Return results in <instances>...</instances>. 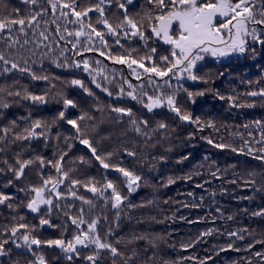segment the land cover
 <instances>
[{
    "label": "trees",
    "instance_id": "trees-1",
    "mask_svg": "<svg viewBox=\"0 0 264 264\" xmlns=\"http://www.w3.org/2000/svg\"><path fill=\"white\" fill-rule=\"evenodd\" d=\"M97 2L77 0V10ZM53 3L58 5L55 12L47 0H37L35 5L25 0H0V19H27L32 11L42 7L47 10L35 24L25 25L26 34L19 32V26L13 29L12 37L20 43L12 48L8 47V32L0 33V52L21 67L31 68L37 76L48 77L33 79L30 73L17 69L4 72L0 62V105H8L0 107V168L4 169L0 172V192L10 197L0 204V242L8 241L7 254L0 256V264H39L41 256L46 264H90L86 259L89 255H96V264H200L202 260L205 264H264V215L255 214L264 213V160L257 158L264 156V97L248 95L264 88V44L249 40V51L230 60L199 61L195 72L202 79L171 80L172 89L178 85L180 88L175 93L176 106L181 113L199 118L197 124L179 119L166 106L149 111L144 106L148 100L143 93L157 94L149 75L137 65L129 68L109 59L130 55L141 60L152 55L153 60L143 61L145 67L152 66L153 61L163 67L159 57L169 55L171 46L155 37L148 27L146 17L159 14L151 0H107L103 5L105 17L115 27L124 19V10L118 4L125 3L127 14L139 23L146 36H151L147 42L131 36L130 28L112 36L102 24H96L100 14L89 13L97 30L104 32L107 45H101L96 37L91 42L80 37L77 44L78 38L65 32L77 28L68 22L75 17L60 15L61 0ZM263 29L264 25H257L262 39ZM123 31H129V36L125 37ZM41 32L47 40L40 36ZM152 48H156L155 54ZM84 60L89 63L88 70L83 67ZM152 79L163 83L159 77ZM73 80L81 81L83 87L72 84ZM183 89L203 95L189 98ZM163 90L171 94L167 88ZM28 93L44 96L45 101L25 99ZM66 99L73 105L65 106ZM116 108L131 109L132 115L117 113ZM69 120L77 121L79 133ZM145 120L147 125L142 123ZM35 121L43 125L35 129L37 135L17 139L26 136L25 130L31 129ZM161 123L167 127L160 128ZM85 138L109 168L105 169L89 147L80 142ZM216 144L229 147L217 148ZM17 159L35 161L20 178L9 168ZM57 161L62 165L61 172L52 167ZM118 168L141 177L134 191H129L127 178ZM63 172L69 176L57 186L62 196L46 191L52 205H41L38 212L28 209V202L35 196L33 189L50 177L61 178ZM71 180L80 183L72 186ZM108 181L124 197L118 207H113L111 189L103 187ZM93 185L104 195L91 192ZM47 187L51 189V185ZM72 191L75 197L70 195ZM79 197L91 200V205ZM72 217L89 223L96 220L101 240L111 243L122 255L114 256L110 250H98L91 244L77 247L76 255L43 243L71 241L81 230L88 231L87 224L73 225ZM42 219L49 223L41 225ZM22 223L28 228L11 236V228ZM25 232L42 243L31 249L25 247ZM229 232L238 235L229 236Z\"/></svg>",
    "mask_w": 264,
    "mask_h": 264
},
{
    "label": "snow or ice",
    "instance_id": "snow-or-ice-1",
    "mask_svg": "<svg viewBox=\"0 0 264 264\" xmlns=\"http://www.w3.org/2000/svg\"><path fill=\"white\" fill-rule=\"evenodd\" d=\"M25 2L35 5L37 0H25ZM47 2L51 5L52 11L55 12L58 7L57 3H53V0H47ZM106 2L107 0H98L97 3L92 4L91 6L80 7V10H77L79 6L77 4V0H71V2H63V0H61V3L59 4L60 15L65 18H68L69 15L75 17L74 20H68V22L77 25V28L74 31L69 32L65 29L67 35L78 38L76 40L77 44L80 43V37H85L88 42H91L93 37H96L99 39L101 45H107V41L104 39V32L97 30L89 16V13L97 12L100 16L97 19L96 24H102L110 35L119 36V30L130 28L131 36H138L145 42H147L148 39H151L150 35L146 36L145 33L141 31L139 23L127 14L125 3L118 4V7L124 10V19L114 27L113 24L105 17V9L103 5H105ZM127 2L131 3V0H127ZM151 2L155 4L156 10L159 14L148 15L146 17L149 21L148 27L151 29V33L154 34L155 37H158L165 44L171 46L169 55L159 57L163 67L155 63V61H153L152 66L145 67L143 61L153 60L152 55L143 57L141 60L133 59L130 55L127 57L109 56V59H115L118 63L127 64L129 68H132L133 65H137L139 68L144 70L145 74L149 75V83L157 90V94L155 96H150L147 92L143 93V96H146L148 100V103L144 106L149 111L166 106L175 112L179 119L199 124V118L193 119L191 114L181 113V109L176 106L175 93L176 91H179L180 88L178 85L176 89H172L171 80L173 78L180 80L184 77L193 81L202 79L196 75L195 70L197 63L204 59V54H209L213 57L227 56L231 53L243 54L249 51L247 39L249 36L253 42L264 44V39H262L261 35L258 34L256 28L252 27L250 29V25H264V0H151ZM64 9H68V11H64ZM45 11L47 10L43 7L39 11H32L29 13L27 19L8 17L0 19V33L6 31L8 32V47L12 48L15 44L20 43L18 39L12 37V31L16 26H19L20 33H25V25L32 26L35 24L37 17L41 16L42 12ZM257 17L260 18L258 19ZM221 18L225 19L222 20ZM173 25H176L177 28L174 29ZM36 27H39V25L36 24ZM56 31H60L59 25H57ZM123 35L128 37L129 31H123ZM225 35L228 37L227 40H225ZM40 36L44 37L45 40L48 39L43 32L40 33ZM61 39H64V36H61ZM24 43L26 44L28 41L25 40ZM69 43H71V41H69ZM116 43H119L118 39ZM75 46L76 45L73 44V47ZM89 50H91V48H85V51ZM251 51L255 52V49L253 48ZM151 53L155 54L156 48H152ZM100 54L105 55L104 52H101ZM61 55H63V52H61ZM0 62H2L5 66L3 68L4 72H10L13 69H17L21 72L30 73L33 79H48L47 76H37L31 68L21 67L15 60L6 58L4 52H0ZM24 63L27 64V60H25ZM75 66L79 67L80 65L77 63ZM83 67L85 70H88L89 63L87 60L83 61ZM153 76L161 78L163 83L154 81L152 79ZM165 77L168 79H163ZM137 79H140L139 75H137ZM71 83L83 87L82 82L79 80H73ZM165 88L171 91V94H166L163 90ZM105 91H107V89H105ZM183 91L189 98L193 95H203V93L194 94L188 92L187 89H183ZM9 95H12V93H9ZM15 95L19 96L20 92H16ZM128 95L133 99H137L133 92H128ZM248 95L264 97V88H261L258 92H251ZM24 98L42 103L45 101L44 96H35L31 93H28ZM221 99H223V97H221ZM64 104L65 106L73 105V101L66 99L64 100ZM7 106V104L0 105V107ZM114 111L117 113H127L129 116L132 115L131 109L116 108ZM60 117H64L63 112L60 113ZM80 119H83V117ZM14 123L15 122L13 121V124ZM68 123L73 125L78 133L81 131L77 121L69 120ZM132 123L135 124L136 121L133 120ZM142 123L147 125L148 122L145 120L142 121ZM255 123L257 125L260 124L259 121ZM42 127L43 125L40 121H35L31 129L25 130L27 135L23 137L18 136L17 139H28L29 137H34L37 135L35 129ZM159 127L166 128L167 126L161 123L159 124ZM136 130L140 131L139 128ZM4 131L7 132L8 129H4ZM40 135H43V132H41ZM262 139H264V137H262ZM80 142L89 147L92 154L95 156V159L99 160L105 169L110 167L108 163L104 162L101 156L96 155V148L92 147V144L88 139H82ZM209 143H212V141L209 140ZM215 147L224 148L229 146L225 144H216ZM0 151L3 150L0 149ZM233 151H236V149H233ZM239 151L243 152L244 149L241 148ZM261 151L264 152V149H261ZM249 153L251 154V149L249 150ZM108 155L111 156L112 154L108 153ZM129 155H135V153H129ZM257 158L264 160V156H259ZM62 160L63 156L60 157V161ZM60 161L52 164V167H54L57 172L62 171ZM40 162L43 163L42 160ZM5 163H7V161H5ZM33 163H35L33 160L17 159L15 165H9V168L17 178H20L24 175L25 169ZM49 163H51V161ZM117 170L122 173L125 178H127V187L129 191H134V185L138 186V182L141 180V177L124 168H118ZM3 171L4 169L0 168V172ZM68 176V172H63L62 177L59 179L54 180L50 177L47 180H43L41 187L33 189L35 196L28 202L27 208L31 209L33 212H38L40 211L41 205L51 206L52 199L46 198L45 192L48 191L56 197H61L62 193L58 191L57 186L59 184H63L64 180L68 179ZM79 183L80 181L78 180L70 181V185L72 186ZM169 183H173V181L169 180ZM48 185H51V189H48ZM103 187L105 190L111 189L112 199L114 200L113 207H118L123 202L124 197H122L117 191L116 186L111 181H108ZM90 191L93 193H99L101 196L104 195V192L94 185L90 188ZM70 195L75 197V191L70 192ZM9 199V196L0 192V204H3ZM79 199L90 205L92 203L91 200L85 201L84 197H79ZM9 207H11V205H9ZM47 211L50 212L51 208L49 207ZM79 212L82 217L84 214L83 207L79 209ZM255 214L264 215V213ZM40 223L41 225H44L48 224L49 221L42 219ZM71 223L73 225H77L78 227L80 225L87 224L88 231L81 230L80 233L75 235L71 241L66 242L63 239H58L44 241L43 243H46L49 246L55 245L62 249L65 253H75L76 255H79V252L77 251L78 245L87 247L89 244L94 245L98 250L108 249L114 256L122 255L118 248L114 247L111 243L103 242L101 240L98 232L96 231V220H92L89 223L84 221L82 218L72 217ZM27 228L28 225L23 223L19 224L17 227L11 228V236L14 237L20 229ZM208 234L209 233H203V235ZM228 235L237 236L238 233L229 232ZM239 238L243 239L244 237L241 235ZM22 242L23 245L29 249H31L32 245H40L42 243V241L30 236L27 232L23 234ZM7 243V240L0 242V256L7 254L5 251V244ZM189 246L191 245H185V247ZM17 247H20V244H17ZM228 247H232V245L229 244ZM249 247H251V245ZM256 255L261 256V253L257 252ZM68 259H72L71 255L68 256ZM86 259L90 262V264H96V255H89ZM38 260L39 264H46L43 256L39 257ZM200 264H205V261H200Z\"/></svg>",
    "mask_w": 264,
    "mask_h": 264
},
{
    "label": "rangeland",
    "instance_id": "rangeland-1",
    "mask_svg": "<svg viewBox=\"0 0 264 264\" xmlns=\"http://www.w3.org/2000/svg\"><path fill=\"white\" fill-rule=\"evenodd\" d=\"M221 19H225V18H221ZM252 27H254V28H256V30H257V25H250V29L252 28ZM260 30H262V29H260ZM264 30V29H263ZM227 36L225 35V40H227ZM248 41L249 40H251V37L249 36L248 38ZM241 53H231V54H229V55H227V56H221V57H213V56H211V55H209V54H204V59L202 60V61H204L206 58H208V59H215V60H230L233 56H235V55H240ZM198 64V63H197ZM135 75H137V72H135ZM80 245H78L77 247H79Z\"/></svg>",
    "mask_w": 264,
    "mask_h": 264
},
{
    "label": "water",
    "instance_id": "water-1",
    "mask_svg": "<svg viewBox=\"0 0 264 264\" xmlns=\"http://www.w3.org/2000/svg\"><path fill=\"white\" fill-rule=\"evenodd\" d=\"M131 2H134V0H131Z\"/></svg>",
    "mask_w": 264,
    "mask_h": 264
}]
</instances>
